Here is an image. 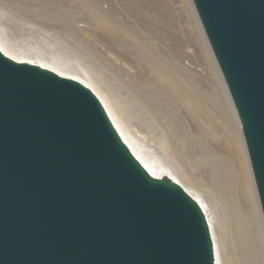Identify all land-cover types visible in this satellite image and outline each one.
Instances as JSON below:
<instances>
[{"label":"water","instance_id":"95a60500","mask_svg":"<svg viewBox=\"0 0 264 264\" xmlns=\"http://www.w3.org/2000/svg\"><path fill=\"white\" fill-rule=\"evenodd\" d=\"M264 216V0H193ZM0 264H217L201 204L152 175L84 83L0 49Z\"/></svg>","mask_w":264,"mask_h":264},{"label":"bare ground","instance_id":"6f19581e","mask_svg":"<svg viewBox=\"0 0 264 264\" xmlns=\"http://www.w3.org/2000/svg\"><path fill=\"white\" fill-rule=\"evenodd\" d=\"M25 2V0H0V5L17 6ZM127 3L128 0H108L107 11L101 12L99 18H94L93 24L96 30L94 32L108 44L109 48L112 49L116 46L115 44L123 45L127 51L130 50L133 53L136 58L135 63L144 66V71H129L126 81L106 72L99 60L86 50L83 41L76 39L77 36L73 39V33L71 34L69 30L64 36L54 32L50 33L49 39L35 43L31 41L33 33L25 31L24 28L22 30L21 27L14 28L13 24L16 26L15 21L17 20L13 19L9 23L5 22L9 26L12 25L11 28L6 27L3 23L0 25V49L17 61L41 65L90 87L102 101L124 141L148 171L158 178L171 177L199 201L211 228L216 263L237 264V258H239L241 264H251L253 254L249 249L251 236L247 218L251 215L253 219L251 220L256 224V234H258L264 254V216L241 122L193 0H184L185 10L191 17L196 37L200 40L199 42L211 62L216 89L231 120L234 131L233 150L235 154L233 153V159L236 160L234 165L237 167V173L239 172L237 177L241 183L238 182V184H242L250 203V215L243 213L242 204L239 203V198L237 199V187L241 188V186H237L230 167L224 163V157L228 155L229 151H225V155L221 153L222 151L218 152V149V151H202L200 147H196L198 141L190 127L181 126L175 121L164 124L161 117L149 108L150 103L149 100L147 101L145 87L156 88L159 98L161 95L179 91L185 95L189 106L200 116L199 118L208 126H213V116L199 93L196 90L190 91L173 74L181 67L184 69V66L182 63L179 66V61L173 58L175 47L171 12L153 9L148 12L147 23L142 24L140 16H136L133 19L134 22H131L125 17ZM128 5L135 11L138 10L136 0H129ZM26 22L31 23L32 19ZM125 24L130 25L131 28H124ZM19 30H22V35L27 38L22 37ZM46 32L48 33V31ZM20 37L26 38V40H22ZM34 39H36L35 36ZM162 60L170 61L173 70H165L162 67ZM149 73L155 77L146 81V75ZM130 75L135 79L134 84H132L133 78ZM137 86L145 87L134 91L133 88L136 89ZM230 166L233 168L232 165ZM220 205L221 209H219ZM226 207L232 210L234 217L232 226L234 230L238 231L237 238L232 237V241L227 239L224 232L228 223L226 222L227 225L223 223L226 220L222 222V217H224L222 208ZM233 246H237L240 250L237 255L233 251Z\"/></svg>","mask_w":264,"mask_h":264},{"label":"rangeland","instance_id":"374dc122","mask_svg":"<svg viewBox=\"0 0 264 264\" xmlns=\"http://www.w3.org/2000/svg\"><path fill=\"white\" fill-rule=\"evenodd\" d=\"M25 1L28 4H25V2L22 5H13L14 8L11 5L7 7L0 5V25L3 23L6 27L8 26V28H11L10 26L12 25L9 26L7 23L13 19L17 20L15 21L17 25L15 26V24H13L14 28L21 27L22 30L24 28L25 31L30 32L31 34L33 33L32 35H34L36 39H34L33 36L31 41H34L35 43L49 39L48 36L50 33L54 32L55 34L64 36L67 35L69 30L71 34L73 33V39L77 36L76 39H81V41H83L82 43L85 45L86 50L91 52L97 60H99V62L105 67L106 72H108L111 76L120 78L121 80L125 79L124 81L128 78L127 74H129V71L145 70L144 66H141L139 63H135L136 58L130 50L127 51L123 45L120 46L117 44H115L116 46L111 49L107 46L108 44L94 32L96 31L95 26L93 25L94 18H99L101 16V12L104 10L107 11L108 0ZM136 2L138 3L137 11L129 7V0L125 9V17L131 22H134L133 19L136 16H140L141 23H147L149 19L148 12L153 9H159L163 12H171L175 47V56L173 58L174 60L179 61V66H181V63L184 66V69H182V67L181 69L176 68L177 71H174L173 74L178 81L185 87H188L190 91L196 90L199 93L202 100L207 105L210 114L213 116V126H208L199 118L200 116L197 115L189 106L188 101L185 99V95L179 91H173L172 93L161 95V98H159L160 96H158L157 90L153 86H137L136 89L133 88V90L138 91V89L141 90L140 88L145 87L147 90V101L149 100L148 102L150 103L149 108L161 117V121L164 124H168L170 121H175L181 126L185 125L186 127H190L195 134V139L198 141L196 147H200L202 151L219 150L218 152L222 151L221 153L224 155L226 153L225 151H229V153H227L228 155H225L226 157H224V163L230 167L233 178L235 182L237 181V186H241V188L237 187V199L239 198L238 201L242 204L241 208L243 213L250 215V203L247 195L244 193L242 184H238L240 181L239 177H237L239 172L237 173V167L234 165L236 160L233 159L234 131L232 129L231 120L226 112L222 98L216 89L215 77L213 71L211 70V62L207 58V53L202 48L203 46L199 42L200 40L197 39L198 37H196L197 35L191 22V17L185 10L186 7L184 0H136ZM27 17L29 18L27 19ZM30 19H32L31 23L26 22L30 21ZM5 22L7 23L5 24ZM128 27L131 28L130 25L125 24L124 28L129 29ZM22 30H19V32H22ZM46 31H48V33ZM123 31L127 34L125 30ZM21 32L20 35L23 34V32ZM24 36L22 35V37ZM22 37H20L22 40H26L27 38L26 36V38ZM182 60H184V62H182ZM162 67L168 71L173 70L170 61L162 60ZM130 76L133 78L132 84H134L135 79L132 75ZM154 77L155 76L153 74L149 73L146 75V81L147 79L152 80ZM230 165H232L233 168ZM219 209H221V205ZM222 210V215L224 216L222 217V222L223 220H226L223 223H225V225L228 223L224 232L226 233L227 239L232 241V237L235 239L238 234V231L234 230V227L232 226L234 220L233 212L228 207L222 208ZM251 219L252 216H248V227L251 236L249 249L253 254L250 262L251 264L252 262L253 264H264V254L260 239L258 234H256V224L252 221L253 219ZM233 247V251H235L237 255L240 250H238L239 248L237 246ZM237 262V264H241V262H239V258H237Z\"/></svg>","mask_w":264,"mask_h":264}]
</instances>
